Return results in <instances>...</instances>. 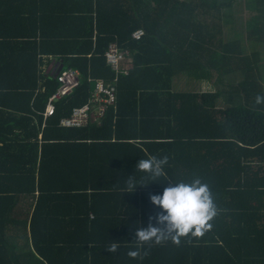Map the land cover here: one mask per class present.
<instances>
[{
    "label": "trees",
    "instance_id": "16d2710c",
    "mask_svg": "<svg viewBox=\"0 0 264 264\" xmlns=\"http://www.w3.org/2000/svg\"><path fill=\"white\" fill-rule=\"evenodd\" d=\"M111 43L132 57L126 75L107 65ZM60 66L80 83L44 119ZM184 76L210 90L180 89ZM97 81L115 104L97 123L63 126L103 106ZM258 93L264 0H0V264H264ZM148 155L168 156L167 176L122 194ZM196 177L214 195L212 229L129 258L157 211L149 194Z\"/></svg>",
    "mask_w": 264,
    "mask_h": 264
},
{
    "label": "clouds",
    "instance_id": "9594fccd",
    "mask_svg": "<svg viewBox=\"0 0 264 264\" xmlns=\"http://www.w3.org/2000/svg\"><path fill=\"white\" fill-rule=\"evenodd\" d=\"M255 105H264V93L254 98ZM167 155H148L135 165L136 172L143 173L139 179L129 175L124 181L121 193H133L138 186L146 187L149 182H157L166 177ZM149 202L157 209L155 215L148 216L146 227L134 232V249L127 256L134 260H143L149 255L152 246H162L168 242L179 246L182 239L191 242L193 238H202L213 225L211 221L218 215L214 195L208 183L196 177L191 182L179 181L163 187L161 194H149ZM145 245L148 247L145 248ZM120 245L117 241L108 244L105 250L116 253Z\"/></svg>",
    "mask_w": 264,
    "mask_h": 264
},
{
    "label": "built area",
    "instance_id": "2783aa9c",
    "mask_svg": "<svg viewBox=\"0 0 264 264\" xmlns=\"http://www.w3.org/2000/svg\"><path fill=\"white\" fill-rule=\"evenodd\" d=\"M144 35L142 29L136 30L132 37L139 40ZM107 65L114 71L116 75H126L129 71L128 67L132 64V57L128 51L120 48L117 43H111L105 53ZM59 87L48 99L45 107L44 119L51 117L54 113L55 103L62 97L70 95L80 83L79 73L71 68L62 69L57 75ZM96 99L94 104L101 102L103 106L99 108L96 105L97 113L94 112L89 104H85L80 108L74 109L70 118L63 119L61 124L65 127H79L88 122H98L104 114V106H113L116 102V92L114 88L105 87L103 83H95Z\"/></svg>",
    "mask_w": 264,
    "mask_h": 264
},
{
    "label": "rangeland",
    "instance_id": "374dc122",
    "mask_svg": "<svg viewBox=\"0 0 264 264\" xmlns=\"http://www.w3.org/2000/svg\"><path fill=\"white\" fill-rule=\"evenodd\" d=\"M237 11V10H235ZM232 13V12H231ZM236 13V12H235ZM237 14V13H236ZM237 16H239V13L237 14ZM185 77V76H184ZM189 77V76H188ZM185 83L182 84L179 88L180 89H188V88H195L200 90L201 92H204V91H207V90H210V88L208 87V85H206L205 83H202V82H197L196 80L193 81V79H191V77L187 78L185 77ZM188 84H191V85H188ZM188 85V86H187Z\"/></svg>",
    "mask_w": 264,
    "mask_h": 264
},
{
    "label": "crops",
    "instance_id": "0c3cea01",
    "mask_svg": "<svg viewBox=\"0 0 264 264\" xmlns=\"http://www.w3.org/2000/svg\"><path fill=\"white\" fill-rule=\"evenodd\" d=\"M55 63H56L55 60H53V61L50 63V65H48V67H47V69H46L45 71L48 72V71L52 68V66H53Z\"/></svg>",
    "mask_w": 264,
    "mask_h": 264
},
{
    "label": "water",
    "instance_id": "95a60500",
    "mask_svg": "<svg viewBox=\"0 0 264 264\" xmlns=\"http://www.w3.org/2000/svg\"><path fill=\"white\" fill-rule=\"evenodd\" d=\"M62 66L59 67V69L57 70L56 74L59 72V70L61 69ZM53 73V72H52Z\"/></svg>",
    "mask_w": 264,
    "mask_h": 264
}]
</instances>
